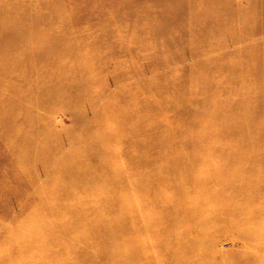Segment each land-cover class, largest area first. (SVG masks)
<instances>
[{
	"label": "rangeland",
	"instance_id": "rangeland-1",
	"mask_svg": "<svg viewBox=\"0 0 264 264\" xmlns=\"http://www.w3.org/2000/svg\"><path fill=\"white\" fill-rule=\"evenodd\" d=\"M180 1L193 2L181 15V20L178 17L181 11L173 0H129L122 6L108 0H39L40 5L34 4L38 6L36 10L30 5L31 13L27 11L25 0L5 1L14 14L27 13L17 24L11 25L9 21L0 25V30L10 29L6 34L17 32L16 38H0V264H52L53 246L40 250L33 245L40 241L53 245L57 236L51 235L50 230L55 220L49 216L44 219L43 229L36 231L43 237L31 234L28 252H19L23 243L21 234L32 226L16 218L24 211L31 214L41 196L42 200L50 202L59 193H65L62 202L100 203L106 198L104 189L130 195L132 203L126 204V208L132 209V219L126 228L129 233L121 230L116 237L120 243L130 242L119 251V257L133 253L132 262L128 264H236L244 261L264 264V251L247 249L239 238L242 226L250 221L246 219V212H232L238 206L245 207L247 199L255 193L262 192L260 198L264 201L263 134L258 149L242 153L209 148L160 154L136 151L134 155L132 150H124V140H113L106 147L114 152L123 148V153L120 152L123 155L117 157L114 164L115 187L109 185L111 176L103 172L94 175L90 168L74 177L64 176V170L73 165L81 167L91 162V154L87 158L83 148L96 137L88 129L97 126V116H105L108 106L131 109L137 107L135 104L153 103L150 95L154 89L151 90L150 85L156 76L190 79L197 63L214 60L213 65L218 61L217 67L223 66L218 69L220 77L215 78L229 80L239 72L250 70L233 67L238 59L246 58V64L260 68L255 77L259 75L261 80L264 105V0ZM61 4L66 6V11ZM74 5L79 9L73 10ZM111 14L123 20H115ZM128 15L133 19L125 21ZM206 18L219 20L220 27L212 24L200 26L201 30L199 27L186 29L189 24L194 28L206 22ZM246 49L250 51L245 52ZM154 54L158 55L155 59L158 63L150 59ZM166 60L171 64H166ZM15 81L20 93L13 89ZM219 90L223 91L224 87ZM133 92L141 103L131 95H119ZM177 94L180 91L171 88L164 103L170 105L168 100L176 99ZM215 100L209 96L203 101L202 104L208 106L201 112L207 117L202 116L200 128L207 130V124L212 123L217 127L223 125L222 112L209 106ZM90 103L101 105V111L89 108ZM159 104L161 100H155L154 108ZM198 109L170 106L173 126H182L196 117ZM145 111L151 115L154 110ZM82 112L80 120L73 115ZM208 115H214V121ZM25 117L32 121L22 120L20 124ZM207 119L212 123H207ZM260 122L264 133V111ZM101 123L105 128L106 123L103 120ZM146 130L147 127L138 128L127 136L134 138ZM195 133L193 130L191 135ZM232 176L259 183L248 186L238 180L233 185L241 186L242 191L231 194L234 186L227 187L225 183ZM152 177L165 179L164 186L154 184L147 190H137L138 183L151 181ZM188 179L195 181L189 192L182 193L184 188L175 187ZM166 204L173 210H168ZM76 211L82 213L83 210L79 207ZM157 220L167 221L168 225L157 228L153 226ZM217 220H221L220 227L215 223ZM103 221L105 219H99L100 223ZM37 227L42 228L38 224ZM173 229L204 244L180 246L178 251L173 247L155 248ZM99 233L101 237L98 234L97 239L102 241L100 238H105L106 233ZM215 234L218 238L208 246L206 243ZM77 236L78 233L73 234ZM171 236L174 242L177 235ZM94 247L105 251L110 245L100 242ZM59 251L57 262L63 264V259L71 257L72 252L64 255ZM92 258L91 255L84 257L83 264L94 262ZM99 264L110 263L101 261Z\"/></svg>",
	"mask_w": 264,
	"mask_h": 264
},
{
	"label": "bare ground",
	"instance_id": "bare-ground-1",
	"mask_svg": "<svg viewBox=\"0 0 264 264\" xmlns=\"http://www.w3.org/2000/svg\"><path fill=\"white\" fill-rule=\"evenodd\" d=\"M5 1L0 0V25H3V23L9 21L10 23H12L11 25H14L15 22L17 24L24 18V15L27 12H25L24 15L23 12L21 13L22 15H16L11 11V9L6 4L7 2ZM108 1L116 2V4H119L120 6L128 4L129 2V0ZM173 1L175 4L177 3V8L181 11V14L178 16L181 20V15L184 14L186 8H189L191 5H193V2L187 1L183 3L180 0ZM25 3L28 6V13H31L30 5H32L35 10L37 9L35 7L38 6L34 4L38 3V5H40L39 0H25ZM211 3L212 2L209 3L210 6ZM61 6H63L64 11H66V6L63 4H61ZM72 9L76 11L77 9H79V7L74 5ZM25 10L26 9H24L23 11ZM195 10L196 12L199 11L198 8H195ZM78 13L79 12H77V14ZM111 15L115 20H123L119 15ZM173 18L177 19V16H174ZM129 19H133V16L128 15L125 21ZM212 19L213 18H206V22L193 26L194 28H191V24L188 23L189 27L186 29L192 30L196 27H199V30H201L202 26H212V24L220 27L221 23L219 22V20ZM185 26L186 25L184 24V30ZM9 30V28L7 30L5 28H2L0 30V38L3 36L5 38H7L8 36L14 38L17 37V32H11L7 34L5 33L10 32ZM233 34L238 35L237 32H233ZM246 51L250 50L246 49L245 52ZM157 57L158 55L154 54V57L152 56L150 59H154L153 61L155 63H158L155 60ZM148 61L150 62L149 59ZM246 61V58L238 59V62L233 67L237 69L249 68L250 70H245V72L242 73L239 72V74H236V76L234 75L233 77L229 78V80H217L215 78L216 76L220 77V74H218V69L223 68V66L217 67L218 61H216V65H213L214 60H208L199 64L197 63L196 67L191 73L192 77L190 79H181V77H179L177 80H171V78L169 79L167 77L164 78L163 76H156V78L150 85L151 90L154 89V91H151L150 99L153 101V103L155 100H161L162 104H159L155 108L153 103L148 102L140 106H138V104H135L134 106L137 107H133L131 109L127 107L108 106V110H106L105 116H97L98 118L96 120L99 121V123L97 122V126H95L92 130L88 129V132L90 134L91 132L96 134L95 139H93V141L89 140L83 148V154H86L87 158L91 154V162H87L81 167L73 165L70 169L68 168L67 170H64V176L71 175L72 177H74L77 173H80L83 170V172H85L86 169L90 168L91 171L95 173L94 175H101V172H103L105 174H108V176H111V178L109 179V185L111 188H113V186L115 187L117 174L114 169V164L116 158L120 157V155H123L121 154L123 153V148H121L122 150H117L118 152H114V150H112L111 148L106 147V145L113 140H124V143L126 144L124 150H132V153L136 151H144L146 153L150 152L153 154H160V152L173 150H205L209 148L213 151L231 150L234 152L242 153L245 151L247 152L249 150L258 149L259 140L261 139L262 134L264 135L260 122L261 116H263L264 111V105L262 103L261 96V80L259 78V75L258 78L255 77V75L258 74V70L260 68L258 66L253 67L250 64H246ZM165 62L166 64H171L170 60H166ZM2 80L4 83L8 84L7 79L3 78ZM15 83L16 86H14L13 89H15V92L20 93L21 90L18 91L17 87L19 86L17 85L18 82L15 81ZM222 87H224V92L219 90ZM171 88L173 90H179L180 94H177L176 99L172 98L168 100V102H170V105H167L163 100L166 98V96H168L166 94H168V91H170ZM217 91L218 94L219 92H222L221 96L223 98L218 94L214 95ZM119 95H131V97L134 98L136 102L138 101L137 103H141V99L137 95V93H125L123 95L120 93ZM209 96L215 97L216 99L213 102V105H209L210 108L214 110L219 109L222 112V116L220 115V118H225V121L223 125H220V127L213 126L212 121L208 119H211L212 117L214 121L215 114L208 115L211 117H208L207 123L212 124H207V127H205L207 130H205L203 128H200L199 125L201 120L203 119L202 116L205 115V117H207V114H203L201 110L207 109L206 107L208 105H205L206 103H202L204 100H206V97ZM173 104L175 106H189L193 110L195 108H199V112H196L197 116L194 115L196 117L190 118L188 122H186L182 126L175 127L173 126L174 117L171 116L173 115V113H170L169 110V107ZM89 105V108H98V110L101 111V105L93 103H90ZM140 108H143L144 111L142 112L141 110H139ZM145 110H148L150 112L152 110L154 111H152V114L149 115ZM163 113L169 114L170 116L168 118L161 117L159 114ZM73 115L75 118L80 120L83 118L84 114L82 112L78 113L77 115ZM15 116L14 118H17ZM22 120L25 122L32 121V119H30L29 117H25V119H21L20 124L22 123ZM102 120L106 123L105 128L102 127ZM143 127H147L146 133H143L139 136H134V138L128 137L130 136V133L132 131H135L138 128L141 129ZM193 130L197 133L191 135ZM207 132L208 134H206ZM140 136H142L143 138H140ZM135 154L136 153H134V155ZM100 161L102 162V164L100 163ZM108 168L110 170H108ZM101 169H103V171ZM106 169L108 170L107 172ZM243 178L244 177L238 179L237 177L232 176L229 182L227 184L225 183V185H227V187L230 185L234 186L233 184L238 180L246 182ZM164 181L165 179L152 177L151 181L145 180V183L143 184L138 183L137 190H147L148 187H152L154 186V184L157 186H164ZM255 181V183L253 181H247L245 184L249 186L259 183L258 180ZM184 183L185 184L175 186L176 188H184L182 193L189 192L194 186L193 183H195V181L191 182L188 179L185 180ZM237 187L234 186L232 191L230 190L231 194L237 195L241 193V186ZM106 190L104 189L103 191V196L106 195V198H104L105 200L100 203H86L83 201L72 202L70 200L69 202H62L61 200L63 197H65V193H59L50 202H46L47 199L42 200L43 196H41L37 201L38 204L35 205L34 209L31 211V214L28 211H24L22 212L20 217L16 218V221L26 222L28 226H32V228H27V232L21 234L23 243L22 247H20L19 249V252H28L29 241H32L29 239L31 234H36L37 236L41 235L43 237L42 234L36 231H41V229H43V225L45 222L44 219L49 216L56 222V224L54 222L53 229L50 230L51 235H53L54 237L57 236L52 241L53 245H51L48 241H45L42 244L41 241L40 244L39 242L37 244L35 242L33 245L40 250H47V248L53 246V250L55 251H53L52 255V264H60L59 262H57L60 259L58 258L57 254L59 250V252L63 251L64 255H66L69 251L72 252L71 257H66L63 259V264H83L84 257H89L90 255L93 257L92 260H95L90 264H99L101 261H107L110 264H128V262H132V252H128L127 254L125 253L123 254V256L119 257V251H121L126 246V244L129 245L130 242L126 243L125 241L120 243V241H118V239L116 238L117 232H120L121 230H123L124 232L128 231L129 233V230H126V228L127 224L129 225L130 220L132 219V209L131 207L126 208V204H128V202L132 203L131 200H129L130 195L124 191L122 192V194H118L117 192L113 191V189L112 192ZM162 193L164 194V191ZM261 194L262 192L255 193L251 199H247L248 202L246 206L244 205L245 207L238 206L232 210L233 213H239L240 211L241 213L246 212V219L250 221L249 223L246 222L242 226V229L238 234L239 238H241L243 241L244 247L249 250L253 249L255 251L256 249L264 251V201L260 198ZM159 196V199L162 198L161 194ZM165 206L168 210H173V207H171L169 204H166ZM79 207H81V209L83 210L82 213L76 211ZM92 212H95L94 216L90 215V213ZM99 219H105V221H103V223H100ZM113 219L114 221H112ZM215 223H217L219 227L222 225L221 220H217ZM37 224L42 228L39 229L37 227ZM163 224L165 228V226L168 225V222L166 221L163 223L162 220H157L153 224V226L155 225L157 228H162ZM200 229L201 228H199L198 230ZM100 231L106 233L105 238H100L102 241L97 239L98 234V236L101 237V234L99 233ZM74 233H78V236L76 238L73 237ZM173 234L177 235L174 242L172 239H170V237H172L171 235ZM216 234L210 242L206 243L208 244V246L212 245L213 241L218 238ZM58 237L60 241H57ZM100 242L105 244L109 243L110 247L105 251L101 250V248H95L94 245H97ZM169 242H173L174 244H170ZM200 244L203 245L204 243L189 239L188 235L184 232H179L173 229L168 233L167 236L159 241V244L155 246V248L160 247L163 249L164 247H173L175 251H178L180 249V246L191 247ZM11 253H13L12 250H10L9 254L11 255ZM253 257L255 258V256ZM256 257L258 258L259 256ZM96 261H99V263H97ZM257 261L258 260L255 259V262ZM236 264L249 263L244 261L243 263Z\"/></svg>",
	"mask_w": 264,
	"mask_h": 264
}]
</instances>
